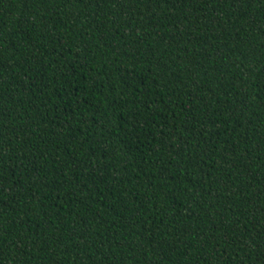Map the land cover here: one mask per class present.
<instances>
[{
  "label": "trees",
  "instance_id": "1",
  "mask_svg": "<svg viewBox=\"0 0 264 264\" xmlns=\"http://www.w3.org/2000/svg\"><path fill=\"white\" fill-rule=\"evenodd\" d=\"M0 264H264V0H0Z\"/></svg>",
  "mask_w": 264,
  "mask_h": 264
}]
</instances>
